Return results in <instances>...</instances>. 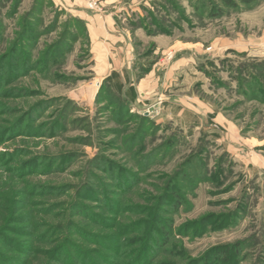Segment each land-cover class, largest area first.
I'll use <instances>...</instances> for the list:
<instances>
[{"label": "rangeland", "instance_id": "1", "mask_svg": "<svg viewBox=\"0 0 264 264\" xmlns=\"http://www.w3.org/2000/svg\"><path fill=\"white\" fill-rule=\"evenodd\" d=\"M77 1L129 36L134 86L153 80L122 111L103 36L53 0H0V264H223L237 243L264 264V0ZM158 214L175 231L150 255Z\"/></svg>", "mask_w": 264, "mask_h": 264}, {"label": "trees", "instance_id": "2", "mask_svg": "<svg viewBox=\"0 0 264 264\" xmlns=\"http://www.w3.org/2000/svg\"><path fill=\"white\" fill-rule=\"evenodd\" d=\"M222 1L225 3L226 6H230V7L235 6V2L232 0H222ZM216 13L217 14H215V15L217 16L220 14V11H218ZM16 47L13 46V48L11 49L13 51L10 53V55L8 54L9 56H12V59L14 61L16 60V57L19 54V49H17ZM17 60H19V58ZM1 65H2V63H0V70H2L4 68ZM23 68H24V65H18V64L14 65V70H16V71H19V69H23ZM0 82H1V80H0ZM102 89H103V91L111 93L113 96H117L118 98L121 99V100H119V103H120V106H121L120 108L122 109V111H124V112H126V110L130 111V107L134 104L135 99H136V91H135L134 84L131 80V77L129 75V72H125V73H123V75H121L115 71H112L110 75H108L107 77H105L103 79L102 85H101V90ZM213 136L215 138H218V134H214ZM124 171H126V172L123 175V178L121 179V183L119 182L121 185H122V183H125V181L127 182V180L130 181L132 179V177L129 178V176L133 175L131 172H129L125 169H124ZM120 173H123V170H121ZM118 174H119V170H118ZM184 174H185V176L187 175L186 173H184ZM134 176H136V175H134ZM169 192H170L169 195H167V194L164 195L162 199H163L164 205L169 206L172 209V211L170 213H174L181 206V194L179 193V190L176 189L175 185L169 186ZM115 206H117V205H115ZM82 210H83L82 206L77 207L78 212H82ZM161 216L162 215L158 214L157 220L155 218V220L159 223L160 228H157L158 230L152 228L153 230L151 229L150 233L144 234L145 236H144V239L142 240L143 243L145 242L147 244L146 248H148L147 250L150 251V255H153L155 252H158L163 246H165V244H167L169 242V239H171L173 237V233L175 231L172 228V226H173L171 223L172 219L171 218L163 219ZM157 226H158V224H157ZM161 251H162V249H161ZM223 251L224 252H220V253L216 254V256L219 255L220 257H221V255L226 256L225 257L226 259L223 260V261H226V263H223V264H236V263H238V258L240 256V244L237 243L234 246H232V248L230 250H228V251L223 250ZM83 254H84L83 252L80 253V255H82V256H83ZM211 257H212V259L210 261V264H216L218 258H216L215 255H213ZM229 257H231L232 259H229ZM221 261H222V259H221Z\"/></svg>", "mask_w": 264, "mask_h": 264}, {"label": "crops", "instance_id": "3", "mask_svg": "<svg viewBox=\"0 0 264 264\" xmlns=\"http://www.w3.org/2000/svg\"><path fill=\"white\" fill-rule=\"evenodd\" d=\"M54 3L59 4L62 7H67L71 12H74L77 16H80L82 19L85 20L88 26V32L90 37L96 38L95 41H100L101 36H103L104 44H106V48L109 50H113L114 52L111 53L115 60L112 62H107L108 69L103 75L102 78L107 77L111 74L112 71H115L121 75L125 72H129L131 74V68L133 66V54L131 53V41L129 36L121 31L117 30L114 23L112 22L111 18L104 13H97L93 14L92 12L88 11L87 9H79L77 8L76 4H80L77 0H53ZM84 6V5H83ZM138 34V33H137ZM101 42V41H100ZM117 42H120V46H117ZM113 59V58H112ZM132 75V74H131ZM130 75V77H131ZM132 80V78H131ZM153 80L152 74L150 73L149 76L146 78L141 79L138 82V85L135 87L136 91V99L135 103L141 99L146 98V93L144 90H141L142 84H146ZM133 104V105H134Z\"/></svg>", "mask_w": 264, "mask_h": 264}, {"label": "built area", "instance_id": "4", "mask_svg": "<svg viewBox=\"0 0 264 264\" xmlns=\"http://www.w3.org/2000/svg\"><path fill=\"white\" fill-rule=\"evenodd\" d=\"M86 2V5L89 7V8H93V7H96V4L93 0H85Z\"/></svg>", "mask_w": 264, "mask_h": 264}]
</instances>
